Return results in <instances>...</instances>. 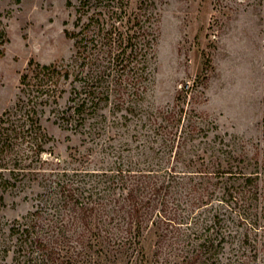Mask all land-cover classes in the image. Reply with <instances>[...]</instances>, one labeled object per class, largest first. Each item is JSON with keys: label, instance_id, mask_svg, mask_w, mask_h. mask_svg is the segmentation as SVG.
I'll return each instance as SVG.
<instances>
[{"label": "trees", "instance_id": "1", "mask_svg": "<svg viewBox=\"0 0 264 264\" xmlns=\"http://www.w3.org/2000/svg\"><path fill=\"white\" fill-rule=\"evenodd\" d=\"M164 2L66 0L75 9L74 29H65L74 39L72 56L31 60L15 103L0 116V212L8 194L30 189L26 197L34 201L7 229L0 226V256L13 252L4 264H157L152 256L171 245L180 250L174 264H217L228 242L220 213L209 217L217 196L244 204L236 210L247 227L243 242L262 250L264 90L262 134L248 165L242 157L210 153L199 165L179 167L178 151L172 155L175 113L168 110L151 120L148 134L158 146L149 141L150 152L140 159L118 155L103 167L89 150L64 159L55 152L47 122L95 139L107 134L108 121L121 127L141 116ZM8 39L0 15V54ZM109 149L116 147H102Z\"/></svg>", "mask_w": 264, "mask_h": 264}, {"label": "rangeland", "instance_id": "2", "mask_svg": "<svg viewBox=\"0 0 264 264\" xmlns=\"http://www.w3.org/2000/svg\"><path fill=\"white\" fill-rule=\"evenodd\" d=\"M0 15L9 37L0 54L1 116L15 103L20 77L31 60L51 63L70 59L74 39L66 35L65 29L73 31L75 9L66 0H0ZM150 67L139 118L121 127H111L108 121L107 134L95 139L47 122L56 140V154L64 159L76 149L89 150L103 160V167L120 160L118 155L126 162L128 157L140 159L143 151L150 152L149 141L158 146L156 138L148 134L151 120L168 110L175 113L171 122L176 133L172 155L178 151L175 163L179 167L187 163L199 165L210 153L213 157H242L246 165L253 162L262 134L264 0H165L160 37ZM113 130L119 133L113 135ZM105 144L116 149L103 151ZM30 191L7 195L0 226L7 229V222L33 208L34 201L26 197L31 196ZM217 197L209 217L220 213L224 219L222 230L228 235L217 264H264V246L255 253L254 245L243 242L247 227L240 223L236 210L243 209L244 204ZM191 220L192 217L187 219ZM182 228L189 230L187 226ZM248 232L251 239H260L254 230ZM179 251L171 245L152 259L159 258L157 264H174ZM12 255V251L6 258L1 254L2 264L11 263ZM238 255H242L241 259ZM130 261L115 264H135Z\"/></svg>", "mask_w": 264, "mask_h": 264}]
</instances>
